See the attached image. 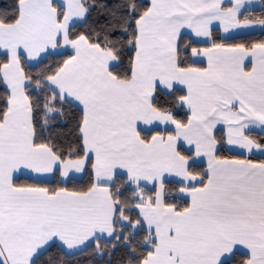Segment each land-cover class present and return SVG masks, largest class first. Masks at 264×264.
Segmentation results:
<instances>
[{
  "label": "snow or ice",
  "instance_id": "snow-or-ice-1",
  "mask_svg": "<svg viewBox=\"0 0 264 264\" xmlns=\"http://www.w3.org/2000/svg\"><path fill=\"white\" fill-rule=\"evenodd\" d=\"M96 7L105 22L74 33ZM253 29L264 37V0H15L0 12V264L89 241L111 256L107 238L125 242V264H264V159L220 155L264 153L252 135H264V38L229 42ZM51 54L64 58L26 70ZM65 104L80 111L66 147L44 134ZM77 174L87 185L68 187Z\"/></svg>",
  "mask_w": 264,
  "mask_h": 264
},
{
  "label": "trees",
  "instance_id": "trees-1",
  "mask_svg": "<svg viewBox=\"0 0 264 264\" xmlns=\"http://www.w3.org/2000/svg\"><path fill=\"white\" fill-rule=\"evenodd\" d=\"M118 2V0H98V3H105L109 6H113ZM15 3V0H0V12H11L12 7ZM254 14L259 15L260 14V8L254 9ZM107 19L106 15L102 12V10L99 7L94 8L90 11L88 14L86 20L83 23L76 24L73 31L74 33L79 32H88L91 28H99L100 24L105 22ZM235 39L229 40L230 43H249V42H255L256 40H259L261 38H264L260 35V32H255L251 34H244V35H238L234 36ZM182 43H189L191 42L192 38L188 35H182L181 36ZM203 46V45H200ZM64 57L51 54L47 55L46 58L43 59L42 63H38V66H34L32 68L26 69L33 75L45 70L50 65H54L55 63H58L60 60H62ZM3 57L0 56V60H2ZM183 116V113L181 112V117ZM80 117V111L79 108L76 105H69L65 104L62 109V114H53L50 117L49 120V129L44 133L46 136H50L53 141L57 144L67 146L68 144L72 143L74 141L73 136V129L76 125V122L78 121ZM39 118V117H38ZM217 135H222V132L218 131ZM252 135L261 141H264V135L256 132H252ZM220 155L228 158H245L247 156L238 155L232 152H229L225 146L220 152ZM247 158L252 159L253 161H260L264 158L256 157V156H249ZM204 166L202 165V168ZM118 180L123 179V177H117ZM20 183H31L33 182L30 179H26L22 177L19 181ZM49 186H55V181H47ZM88 183V176L85 175L82 180H71L68 182V187H84ZM169 188H172L173 185L169 184ZM130 195V193H128ZM117 231H120L119 229ZM130 233V230L125 231V235H128ZM145 233L143 231L139 232L135 235V239L133 243H139L143 240V236ZM101 248L105 253H111V256L105 254L103 256H99L96 254L95 251V243L90 245L87 249V251L82 252L81 254H69L65 250H63L60 247H57L56 245H52L48 249L47 255L41 256V262L40 264H47V261L49 259H52L54 257H62L63 258V264H109V261L111 264H125L126 258H127V250L125 248V242L123 240H115L112 239L110 241L101 240L100 242ZM115 245V247H113ZM242 255H236L233 258V264H241V261L244 259Z\"/></svg>",
  "mask_w": 264,
  "mask_h": 264
},
{
  "label": "crops",
  "instance_id": "crops-1",
  "mask_svg": "<svg viewBox=\"0 0 264 264\" xmlns=\"http://www.w3.org/2000/svg\"><path fill=\"white\" fill-rule=\"evenodd\" d=\"M228 0H225V3H227ZM258 5H256L254 7V9H258ZM84 21H78L76 22V24H79V23H83ZM255 32H260L259 29H253V30H238L237 32L233 33L232 35L233 36H238V35H244V34H249V33H255ZM182 35H188L192 38L191 36V33H190V30H187V29H184L182 30V33H181V36ZM193 39V38H192ZM47 57V55L45 56V58ZM37 63V62H34V64ZM78 108L79 106L76 105ZM253 132H256V133H260L261 134V130L260 129H256L254 130ZM225 148L229 151V152H232V153H235V154H238V155H243V156H256V157H260V158H264V153H259V152H253L252 154H248V153H245L243 152L242 150H239V149H230L228 146H225ZM256 162H259V161H256ZM204 167H206V162L202 164ZM85 175H82V174H77L76 175V178L74 180H82L84 178ZM169 179H175V178H169ZM48 181H52L51 178H48ZM113 238H107L105 239L106 241H110L112 240ZM94 242L93 241H89L88 242V245H92ZM88 246V247H89ZM61 248V247H60ZM63 250H65L67 253L69 254H75L73 252H68L66 249L62 248Z\"/></svg>",
  "mask_w": 264,
  "mask_h": 264
}]
</instances>
